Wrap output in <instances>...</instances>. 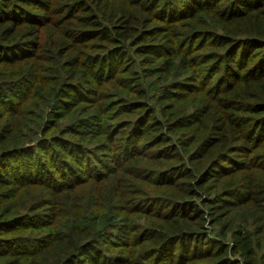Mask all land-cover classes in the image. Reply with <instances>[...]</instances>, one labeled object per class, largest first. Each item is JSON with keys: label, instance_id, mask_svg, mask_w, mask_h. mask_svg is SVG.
<instances>
[{"label": "trees", "instance_id": "1", "mask_svg": "<svg viewBox=\"0 0 264 264\" xmlns=\"http://www.w3.org/2000/svg\"><path fill=\"white\" fill-rule=\"evenodd\" d=\"M0 264H264V0H0Z\"/></svg>", "mask_w": 264, "mask_h": 264}]
</instances>
